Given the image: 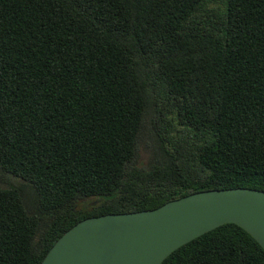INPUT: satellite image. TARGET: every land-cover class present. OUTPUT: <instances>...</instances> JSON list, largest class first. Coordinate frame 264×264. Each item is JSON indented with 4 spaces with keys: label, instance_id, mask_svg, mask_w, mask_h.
Masks as SVG:
<instances>
[{
    "label": "trees",
    "instance_id": "obj_1",
    "mask_svg": "<svg viewBox=\"0 0 264 264\" xmlns=\"http://www.w3.org/2000/svg\"><path fill=\"white\" fill-rule=\"evenodd\" d=\"M264 191V0H0V264L78 221ZM161 264H264L234 223Z\"/></svg>",
    "mask_w": 264,
    "mask_h": 264
},
{
    "label": "water",
    "instance_id": "obj_2",
    "mask_svg": "<svg viewBox=\"0 0 264 264\" xmlns=\"http://www.w3.org/2000/svg\"><path fill=\"white\" fill-rule=\"evenodd\" d=\"M226 223L243 228L264 249V191L203 190L154 209L90 216L58 237L40 264H161Z\"/></svg>",
    "mask_w": 264,
    "mask_h": 264
}]
</instances>
